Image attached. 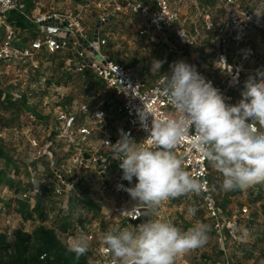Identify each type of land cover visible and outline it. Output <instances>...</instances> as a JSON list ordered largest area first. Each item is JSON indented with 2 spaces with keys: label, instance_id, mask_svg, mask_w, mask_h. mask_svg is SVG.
I'll list each match as a JSON object with an SVG mask.
<instances>
[{
  "label": "rangeland",
  "instance_id": "obj_1",
  "mask_svg": "<svg viewBox=\"0 0 264 264\" xmlns=\"http://www.w3.org/2000/svg\"><path fill=\"white\" fill-rule=\"evenodd\" d=\"M170 3L178 11V22L164 35L156 36L154 43L138 37L139 29L149 25L144 17L125 8L123 0H17L20 9L7 17H13L14 24L19 17L32 24L24 30L15 26V47L30 50L39 37L36 21L55 15L70 21L80 47L81 42L87 43L86 48L81 47L84 53L92 55L93 47L95 53L135 69L152 81L161 79L171 64L173 54L166 46L175 51L176 62L194 66L204 78L214 72L206 65L218 61L221 66L219 72H214L213 81L219 92L231 96L233 104L238 103L246 79L252 77L259 82V77L264 76V0ZM8 25L6 21L1 25L2 37L8 35ZM242 25L245 34L240 40L237 38ZM96 30L98 45L96 40L93 43ZM75 44L54 53L43 52L45 49L34 53L28 65H0V94L4 95L0 101V148L5 155L0 159V232L7 239L16 229L33 232L42 224L39 213L35 212L31 220H23L18 202L27 201L29 211L39 203L46 216L43 225L54 230L67 246L73 236L94 234L93 225L86 226L85 220H95L104 211L111 215V223H101V232L90 239L92 262L93 252L104 245L102 238L112 228L110 225L112 229L117 225L112 220L116 217L114 209L131 208L137 202L128 193L119 194L114 189L122 170L120 163L112 167L109 144L119 139L125 123L117 116L111 92L91 70H72L73 66H82L81 50ZM245 50L253 51L247 75ZM220 51L225 63L220 61ZM255 57H262L263 64ZM154 61L162 62L160 72L150 70ZM45 149L51 153L49 158H42ZM100 156L106 160L104 165L99 164ZM210 170L212 176L220 174L211 165ZM132 182L134 185L135 178ZM57 189L60 195L55 193ZM213 194L225 223L222 239L228 264H264V184L231 192L221 186ZM66 199L69 203L65 210ZM190 207L197 209L195 216L188 215ZM150 212L149 220H170L181 230L196 223L209 226L206 245L177 258L175 264H222V239L192 193L162 202ZM126 227L135 226L129 223Z\"/></svg>",
  "mask_w": 264,
  "mask_h": 264
},
{
  "label": "clouds",
  "instance_id": "obj_2",
  "mask_svg": "<svg viewBox=\"0 0 264 264\" xmlns=\"http://www.w3.org/2000/svg\"><path fill=\"white\" fill-rule=\"evenodd\" d=\"M161 67V61H154L150 70L160 72ZM160 90L179 115L151 120L150 125L140 115L147 132L144 139L136 141L121 131L119 139L109 144L112 157L120 161L122 179L131 183L135 178L134 186L124 190L137 206L154 209L201 190V181L185 170L176 153L185 140L221 174L224 191L264 184V76L259 82L250 77L242 99L227 104L194 66L178 61ZM196 211L190 207L188 215L195 216ZM140 215L146 217L144 212ZM209 230L204 223L181 230L170 220L146 219L133 228H114L102 239L113 264H175L177 258L206 245ZM89 246V236L81 233L71 238L67 250L80 257Z\"/></svg>",
  "mask_w": 264,
  "mask_h": 264
},
{
  "label": "built area",
  "instance_id": "obj_3",
  "mask_svg": "<svg viewBox=\"0 0 264 264\" xmlns=\"http://www.w3.org/2000/svg\"><path fill=\"white\" fill-rule=\"evenodd\" d=\"M123 1L125 3V8H128L145 18V21L149 26L147 29L140 28L138 31V37L145 39L150 43H154L156 41V36L164 35L172 26H176L175 24L178 22V11L172 7L170 0H142V2L141 0ZM118 7L121 8L120 6ZM18 9L17 0H0V27L6 21L5 15L11 14ZM240 21L241 23L244 22L243 19H240ZM36 27H39L37 33V36L39 35V37H36L37 39L32 43L31 49L28 50L12 45V36L14 35L15 25H8V35L5 37L0 35V65L2 63L12 66L28 65L33 61V54L39 53L43 49H45L43 52L54 53L55 51L66 49L70 45L75 44V42H77L75 44L76 47L79 46L78 40L75 39L73 29L68 19L62 21L53 15L48 18H42L38 22L36 21ZM95 32L96 37L94 36L95 39L93 43L95 44L96 40V45H98L100 43L98 36L99 31L96 30ZM179 32L180 31L178 30L177 34H179L181 41L185 43L184 35ZM239 33L240 37L238 34L237 39L241 38L240 40H242L245 34L243 25L241 26ZM223 42L224 41L221 38V43L223 44ZM101 43L104 44L105 40ZM81 44V47L86 48V42L83 41ZM81 47L79 46L78 49L81 50L82 66L78 68L73 66L72 70L74 69L83 72V70L89 68L93 76L100 80L105 85L106 89L111 92L112 97L116 101L117 116L122 118L126 126L124 133H127L130 138L140 141L147 136V132L142 126L140 115L142 119L144 118L143 123L148 125H150L151 120L163 119L165 117L174 118L179 115L167 96L160 90L161 82L164 77H169L171 75V66L176 63L175 51L171 50L169 46H166V48L171 54H173V59L164 76L155 81L149 80L141 72L136 71L135 69L126 68L120 63H116L101 56L99 53H95L93 47L91 49L92 55H90V52L84 53ZM221 58H223L225 62L224 55L220 51V60ZM210 73L211 75L209 74L205 79L210 81L213 86L217 88L216 83L213 81L214 77L212 76V72ZM230 84L233 85L234 81H231ZM220 93L225 99H227L228 103L233 104L231 96H226L225 93L222 94V91ZM176 153L183 158L185 170L191 176L201 181V190L198 193L192 194L197 202L204 208V210H206L213 222V229L218 233V237L222 239L224 237L223 227L225 223H223L224 219L221 218V211L216 206L213 194L214 190L220 189L222 186L221 174L212 176L209 162L196 152L187 140L177 146ZM50 154L51 153L45 149L42 158H49L48 156ZM98 161L100 165H104L106 162L103 157ZM83 163L86 162L83 161ZM119 163V160L114 159L112 164L118 165ZM58 173L62 176L60 172ZM117 180L118 184L116 188H114L116 193L125 194L127 193L124 190L125 187L134 186L133 182L129 183L128 181L123 180L122 174ZM55 193L60 195V190L57 189ZM66 203L68 204L69 200L66 199L64 202L63 206L65 210L67 209V205H65ZM143 209L148 211L147 215L149 218V214L151 213L150 209L145 208L142 205L137 206L136 204L131 208H126L124 206L115 208L113 213L116 217L112 219L117 221V225H114L115 228L123 229L127 224L138 220L141 217L140 213ZM110 217L111 215L100 213V217L95 220H87L86 218L84 224L86 226L93 225L95 230L94 234L97 235L101 232V223H111ZM87 221L89 224L86 223ZM123 224H126L125 227ZM75 225L78 226L77 223ZM110 226L113 228V225ZM112 228L110 230H112ZM54 233L59 240L58 234H56L55 231ZM62 234L65 233L63 232ZM94 234L89 235V238L93 239L95 236ZM68 238L71 237L68 235ZM225 244V240L222 239L221 245L223 249L220 262L222 264H228L225 256ZM94 251L93 257L94 260L96 258V261L94 263V260L91 262L90 256L88 257V255L85 254L87 256V264H113V259L110 254L105 251L104 245L98 246ZM89 253L91 255V250H89Z\"/></svg>",
  "mask_w": 264,
  "mask_h": 264
},
{
  "label": "trees",
  "instance_id": "obj_4",
  "mask_svg": "<svg viewBox=\"0 0 264 264\" xmlns=\"http://www.w3.org/2000/svg\"><path fill=\"white\" fill-rule=\"evenodd\" d=\"M23 5L26 6L27 3L24 2ZM12 20L13 17L6 18L9 24H14ZM14 25L21 30L32 26L23 17H19ZM220 66V62L217 61V64H215V61H212V63L206 65V68L209 70L214 69L216 73L219 72ZM214 72H212V76H214ZM3 98L4 95L0 94V101ZM107 103L110 104V102ZM4 157L5 155L0 148V159ZM112 166L114 167L115 165L112 164ZM18 203V213L21 214L23 220H31L34 217V213L38 212L42 224L37 226L31 233L16 229L11 233L10 239H7L6 235L0 232V264H87V256L85 254L76 257L73 253H70L67 247L57 239L54 231L43 225V220L46 216L39 203L33 211H29L27 202L21 201Z\"/></svg>",
  "mask_w": 264,
  "mask_h": 264
},
{
  "label": "flooded vegetation",
  "instance_id": "obj_5",
  "mask_svg": "<svg viewBox=\"0 0 264 264\" xmlns=\"http://www.w3.org/2000/svg\"><path fill=\"white\" fill-rule=\"evenodd\" d=\"M244 52H245V65H246L245 71H246V75H247V73L249 71L248 58H249L250 54H253V51L250 52L249 50H245ZM255 58L258 60V62L261 63V65L263 64L262 57H260V58L255 57ZM262 67L264 68V65ZM246 81H247V79H246Z\"/></svg>",
  "mask_w": 264,
  "mask_h": 264
},
{
  "label": "water",
  "instance_id": "obj_6",
  "mask_svg": "<svg viewBox=\"0 0 264 264\" xmlns=\"http://www.w3.org/2000/svg\"><path fill=\"white\" fill-rule=\"evenodd\" d=\"M94 36L96 37V32H95V35H94ZM142 212L146 213V217L143 216V215H141V217H140L138 220L132 222V224H133L134 226H137V225H138L139 223H141L142 221L148 219V215H147L148 211H147L146 209H143Z\"/></svg>",
  "mask_w": 264,
  "mask_h": 264
},
{
  "label": "crops",
  "instance_id": "obj_7",
  "mask_svg": "<svg viewBox=\"0 0 264 264\" xmlns=\"http://www.w3.org/2000/svg\"><path fill=\"white\" fill-rule=\"evenodd\" d=\"M191 59H193V62H195V63H197V64L199 63V61H198L197 59L192 58V57H191ZM200 65H202V64H200ZM103 213H104V211H102V214H103ZM105 214H107V212H105ZM86 254L88 255V257L90 256L89 252H87Z\"/></svg>",
  "mask_w": 264,
  "mask_h": 264
}]
</instances>
